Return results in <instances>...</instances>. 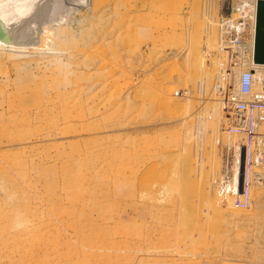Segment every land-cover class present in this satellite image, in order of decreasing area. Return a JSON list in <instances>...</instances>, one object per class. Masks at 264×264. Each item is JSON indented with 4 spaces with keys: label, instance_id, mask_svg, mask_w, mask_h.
<instances>
[{
    "label": "rangeland",
    "instance_id": "1",
    "mask_svg": "<svg viewBox=\"0 0 264 264\" xmlns=\"http://www.w3.org/2000/svg\"><path fill=\"white\" fill-rule=\"evenodd\" d=\"M198 1L46 5L44 45L0 48V264H264V187L221 207L200 146L188 77L213 53ZM232 1L210 0L215 46ZM218 110L226 144L240 127Z\"/></svg>",
    "mask_w": 264,
    "mask_h": 264
},
{
    "label": "bare ground",
    "instance_id": "2",
    "mask_svg": "<svg viewBox=\"0 0 264 264\" xmlns=\"http://www.w3.org/2000/svg\"><path fill=\"white\" fill-rule=\"evenodd\" d=\"M79 1H80L79 5L81 7L86 6V9L90 8L93 11H95L98 7L97 0H88V4L87 2H85L86 0H79ZM197 2L199 3L198 0ZM257 2L255 3V0H251L250 3L252 4L251 8L253 10L254 17H256ZM74 3H75L74 0H0V48L6 46L7 44L10 45L11 47H16V48L24 47L25 44L28 45L27 47H31L29 46L31 44L44 45L45 34L42 33L41 30L48 28L46 20L49 18L48 17L44 18L45 13L48 11L44 9L46 5H51L53 7L61 5V7H64L67 11H69L71 9L75 10L73 6ZM64 5H71V7H65ZM199 5H201V10L199 11L201 12L202 15L201 17L202 22L206 24L208 30H210L209 31L210 35H208L204 39L203 42L204 44L202 43L201 45H203L207 50L210 49L213 53V55H210V57L205 59H200V56H198L199 54L197 53L195 57L196 58L195 63L197 64L203 63L204 61H206L209 64H212L211 72L208 73L203 72V74L200 72H196L195 77L197 80L192 78L191 76L188 77L190 95L198 96L200 98L199 100L201 101L199 105L196 101H193L194 105L197 103L196 104L197 109L196 112L194 113L195 114L194 116L196 117V120H198L197 122L200 124V126L201 127L203 126V129H206L204 131L209 134L208 136L206 135L207 137L205 139L203 138V140L200 141L201 145L200 144L199 145L203 146L202 144L204 142V146H206L204 149L205 150L207 149V152L203 155L206 156L207 159L206 164L208 165L207 171L209 175L212 176V172H214V169H215V173H217L216 175L218 177L215 176V178L212 179L217 196L228 199V200H221L223 205L220 206L223 208L225 207L228 209L235 208L234 210H239L241 208L240 206L245 207L246 205H248L251 199V194L253 189L264 187V173H263L264 171H260V168L257 165L254 164L252 165L250 162H247L248 156L246 155L245 150L242 151V148L240 147L242 143L241 132L240 133L234 132L233 134L230 133L228 135L229 139L226 138L228 142H226V144L220 143L223 142L222 138L227 136L223 132L225 134L224 136V134H222L220 130L221 122L223 123L224 120L221 117L222 112L218 110V107L219 106L221 107V103L218 100V98H215V100H210L206 96L207 91L209 89L211 91L212 90L215 91V85L212 86L211 84H209L208 81L212 78L213 74L217 72L220 75V80H221L220 84L229 86L230 87L229 91L233 92L235 87L234 81L235 79H237V76L242 71L243 67L241 65L237 66L236 68L232 66L228 67L225 61L220 60V57L216 58L215 53L217 46H215L216 41L214 37V32L216 31V25L214 22L215 19L214 18L210 19V17H212L210 13V0H203V2L198 4V6ZM198 8H200V6ZM254 11H255V15H254ZM54 13L56 12H53V14ZM254 39H255V28H254L253 39L251 36V40H250L251 43L250 45L253 51H254ZM198 42L199 41L196 42V47L199 46ZM222 53L221 55H226L225 52L223 54ZM235 54L233 56L234 58L236 57ZM243 60L247 61V64L251 69H254L255 71H262L259 65L253 62V54L252 56L251 54L246 56V58ZM237 68L239 69V72ZM233 82H234V86H233ZM259 89L260 88L258 84L253 85V91ZM59 96L60 94L56 95V97ZM193 100H196V98H194ZM217 116L219 118L218 120H217ZM234 127L235 126H233V128ZM215 136H217V138ZM252 142H253L252 148L249 155L250 156L253 155L252 160H254L255 158L258 160L261 159L263 164H259V165H261L260 166L261 169L264 170V125L259 126L257 132L254 135ZM218 143H220V147L217 153L214 149L215 147H217ZM202 152L203 151H201V153ZM220 154H222L223 156L222 159L223 164H221L223 166L221 171H220L221 165L219 158ZM230 157L232 158V160L228 167L226 163L230 162V160L229 161L227 160ZM261 160L259 161L261 162ZM246 164H249L248 169L246 168ZM186 170L187 169H184V171ZM187 171L191 172L190 167L188 168ZM257 171L260 172L256 173ZM189 174L190 173H188L187 175ZM181 179L182 181H180V187L185 190L186 184L188 183V185H190V183L183 175L181 176ZM190 180L192 179L190 178ZM211 183L212 181L208 180L205 186H207V188L209 189L208 203L209 205L214 207L216 198H214L213 196L214 194L212 195ZM183 203L186 202L183 201ZM230 203L232 204L234 203L237 206H233L234 204L232 205ZM180 211H183V207L180 209ZM122 214H125V217H127L126 210H124Z\"/></svg>",
    "mask_w": 264,
    "mask_h": 264
},
{
    "label": "built area",
    "instance_id": "3",
    "mask_svg": "<svg viewBox=\"0 0 264 264\" xmlns=\"http://www.w3.org/2000/svg\"><path fill=\"white\" fill-rule=\"evenodd\" d=\"M257 1L259 0H255V3ZM250 3L251 0H233L229 11L221 15L217 22L216 51L225 52L224 58L228 67L236 68L241 65L243 68L235 79L233 92L229 91V86L218 82L215 84V91L222 110H226L229 115L233 114L240 127L242 148L248 156L247 162L262 164L261 159V162L256 158L252 160L253 155H249L254 135L259 126L264 125V65H259L262 71H255L243 60L253 54L250 40L254 36L255 17ZM233 52H236L235 58ZM254 84H258L260 89L253 91ZM246 168H249V164H246Z\"/></svg>",
    "mask_w": 264,
    "mask_h": 264
},
{
    "label": "water",
    "instance_id": "4",
    "mask_svg": "<svg viewBox=\"0 0 264 264\" xmlns=\"http://www.w3.org/2000/svg\"><path fill=\"white\" fill-rule=\"evenodd\" d=\"M253 62L264 65V0H259L256 6Z\"/></svg>",
    "mask_w": 264,
    "mask_h": 264
}]
</instances>
